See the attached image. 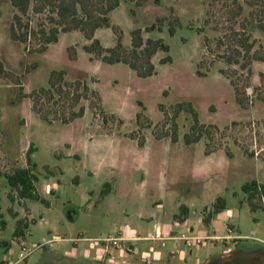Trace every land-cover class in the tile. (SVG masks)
Wrapping results in <instances>:
<instances>
[{"label":"rangeland","instance_id":"374dc122","mask_svg":"<svg viewBox=\"0 0 264 264\" xmlns=\"http://www.w3.org/2000/svg\"><path fill=\"white\" fill-rule=\"evenodd\" d=\"M237 1L242 5L241 14L229 22L235 9L230 0H119L108 16L125 47L130 46L133 29H140L144 40L161 39L168 46L167 52L157 50L152 55L154 73L138 77L127 64H107L86 53L83 46L89 41L76 30L61 32L44 52L35 51V42L11 40L8 27L14 8L10 0H0V66L5 70L0 72V222H4V226L0 223V264L16 260L22 246L36 244L41 246L20 264H47L63 254L81 261L83 249H90L93 239L113 236L114 226L125 223H140L147 234L152 223L160 221L164 229L172 230L168 234L179 233V222L173 216L178 210L169 199L159 209L138 201L129 187L139 185L145 175L150 183L160 176L180 183L195 174L196 167L207 164L202 160L204 150L218 148L231 151L232 157L217 172L204 171L203 184L212 186L224 200L231 215L227 222L250 237L236 243L238 264H264V246L259 242L264 240V202L255 199L256 208L251 210L241 190L246 181L264 180V84L260 78L264 62L253 61L248 71L226 65L215 54L216 39L230 25L240 29L243 23L256 40L254 48L264 45L260 27L264 15L259 11L251 14L255 8H263L264 0L257 7L248 0ZM47 15L31 13L32 25L49 27ZM153 24L154 29L146 30ZM95 37L105 47L116 42L110 27L98 28ZM204 38L213 54L207 52ZM71 48L74 59L69 58ZM166 56L170 60L161 62ZM54 70H63L67 81H85L97 91L101 109L92 108L90 100L82 98L74 107H84L82 117L69 123L41 119L31 108L30 94L47 87ZM222 70L233 77L237 92ZM180 103H189L199 123L216 129L208 126L209 134L186 146L184 135L194 118L186 106L176 113ZM46 109L61 112L51 103H46ZM64 113L68 115L69 109ZM165 136L169 138H155ZM29 147H33L29 159L35 190L44 202L17 198L3 176L27 166ZM10 195L15 196L13 201ZM73 210L77 213L71 219ZM137 212L154 216L146 221L138 219ZM11 213L28 220L23 235L17 238L13 237ZM188 215L189 225L196 228L199 214L191 210ZM150 243L137 244L145 249ZM179 244L184 246L183 241ZM185 248L202 249L199 258L209 257L210 262L228 256L232 249L220 240ZM90 250L93 264H107L104 255Z\"/></svg>","mask_w":264,"mask_h":264},{"label":"trees","instance_id":"16d2710c","mask_svg":"<svg viewBox=\"0 0 264 264\" xmlns=\"http://www.w3.org/2000/svg\"><path fill=\"white\" fill-rule=\"evenodd\" d=\"M235 9L231 10L227 20L234 21L242 11V5L237 0H230ZM261 0H248L249 5L253 7L260 6ZM264 2V1H263ZM11 6L14 8L8 32L11 40L18 41L23 44L36 43V52H44L51 43L58 40L61 32H70L73 30L81 32L87 41L83 46L86 53L91 54L93 57L101 60L107 64L124 63L127 64L132 70L135 71L138 77L151 76L155 67L151 61L152 55L157 50L168 51V46L163 43L161 39H143L140 29H133L130 32V46L125 47L121 42V33L119 29L112 25L108 13L119 5V0H10ZM260 10L255 8L251 14L264 15V3L261 5ZM260 13H257V12ZM47 12L46 19L49 21L50 26L46 27L44 24L39 27H34L31 23L30 14H40ZM176 20V19H175ZM240 29H235L230 25L229 30L222 36L216 39L215 51L216 57L222 60L226 65H238L241 69H247L253 61L264 62V45L259 44L258 48H254L256 40L251 38L249 33L245 31V25L241 23ZM101 27H110L115 35L116 42L111 47H105L101 44L99 39L95 37V31ZM264 30V24H260ZM155 25H151L146 30L154 29ZM170 33L174 32L170 28ZM204 45L207 52L213 54L212 47L209 40L204 38ZM71 50H73L71 48ZM75 51L69 53V58L74 59ZM170 56H166L161 62H167ZM0 72L5 73V70L0 66ZM222 72L230 78V82L236 89V83L233 77L226 71ZM65 72L63 70H54L51 72L48 86L41 87L34 90L30 94L32 100V110L39 115L41 119L47 122L52 120H60L62 123H69L72 120L82 117L84 107L79 106L74 110L82 98L90 100L92 108L101 109L100 97L97 91L91 89L85 81L75 80L67 81L64 78ZM260 78L264 84V73H260ZM241 101L242 99H238ZM46 103H51L52 106L58 105L61 112L57 110L49 111L46 109ZM186 106L192 114L194 121L188 133L184 135L185 142L199 141L204 134H209L207 127L213 125H204L199 123L197 116L192 106L189 103L177 104L176 113ZM69 109L68 115L64 113L65 109ZM49 113L53 116L49 117ZM171 138L176 140V136L172 135ZM142 144V142H139ZM214 149H207L206 153ZM32 147H29L26 152L27 166L15 168L11 173L4 174L7 185L11 190H14L16 197L19 199H32L44 202L43 198L35 190L34 182L36 180L34 174L31 172V163L29 153ZM227 154H230L227 151ZM241 190L245 193V198L251 210L256 208L254 203L255 199L262 201L264 198V183L250 180L241 185ZM11 201L15 196L10 195ZM225 208L224 200L218 197L212 205V210L205 217V221L212 213H219ZM11 211V209H10ZM12 214V213H11ZM1 216V214H0ZM14 217L15 215L12 214ZM33 221V220H32ZM1 226L4 222L1 220ZM27 218H19L15 220V228L13 237H20L23 235L24 229L27 228ZM264 252V249H262ZM217 262V263H216ZM237 253L235 249L226 257H219L211 262L205 264H238ZM256 264V263H255Z\"/></svg>","mask_w":264,"mask_h":264},{"label":"crops","instance_id":"0c3cea01","mask_svg":"<svg viewBox=\"0 0 264 264\" xmlns=\"http://www.w3.org/2000/svg\"><path fill=\"white\" fill-rule=\"evenodd\" d=\"M155 138L163 139L169 138V136ZM170 139L172 142H175L172 138ZM140 145H144V141ZM187 145L189 146L191 144H186V146ZM229 153L230 154H227V150L224 148H218L209 153H206V150H204L202 160L206 161L207 164L202 167H196L195 174L188 177V179L185 178L179 183L171 181L167 176H160L154 183H150L145 175L142 177L139 185L135 184L132 185V187H129V193L132 194L134 198L138 199V201L151 203L156 205L159 209L163 207L162 203L166 201V199H169L172 206L178 210V214H174L173 216L174 220L179 222V233L190 230L192 233L204 236L224 237L230 235L235 237L231 240H221L220 238L213 240V242L220 240L223 244H225V246L231 245L232 249L229 250L231 252L235 246H237L236 243L238 240L243 239L247 235L238 233L235 224L227 222L231 215L227 210H225V208L219 213H212L208 218V221H205V217L211 212L212 205L219 195L216 191L212 190V186H207L206 188L201 178L202 174L204 175V171H212L213 173V171L217 172L222 167V164L224 166V164L228 162L229 158L232 157L231 151H229ZM251 180L264 183V180L259 178H253ZM191 188L194 191H192ZM45 191H49L48 185L46 186ZM191 210H193L195 214H199L197 221L198 226L196 228L190 226L188 223V214ZM72 212V216H69L72 217L71 219L75 218L77 213L76 210H73ZM135 216L138 219L151 221L154 215L150 214L145 216L142 213L137 212ZM19 218L23 217H19L17 215L14 217V221ZM217 223H220L221 228ZM114 228L115 230L121 229L124 235L136 233L139 236H146L151 234L154 238L149 240L131 241L121 247L111 248L110 256L104 253L103 247H98L96 252L95 248L98 245H93L91 243L89 248L94 249V254L96 252L104 255L107 259V264H205L210 262L209 257L203 260L199 258V255L204 252L202 249L192 251L187 250L184 243V246H181L179 241L182 240L174 238L179 233L168 234L172 230L164 229L160 221L153 222L152 227L147 231V234H143V225L140 223H135L134 226L125 223L120 227L114 226ZM252 233H254V231H252ZM115 235H117L116 231ZM53 236L55 237L57 235L54 234ZM142 241L152 243L144 249L137 244ZM164 242H168L169 245H165ZM128 245L133 248L134 251L128 250ZM90 249H83L81 253L83 260L81 261L75 257L74 258L76 260H74L72 256L63 254L60 260H51L48 261L47 264H93V259L91 258L92 251ZM174 260H176L177 263L174 262Z\"/></svg>","mask_w":264,"mask_h":264},{"label":"built area","instance_id":"2783aa9c","mask_svg":"<svg viewBox=\"0 0 264 264\" xmlns=\"http://www.w3.org/2000/svg\"><path fill=\"white\" fill-rule=\"evenodd\" d=\"M262 201L264 202V198L262 199ZM116 233H117V235H115V236H106V237L93 239L92 244L98 245V246L101 244L102 245L101 247H103L104 253H106L110 256L111 255V248L121 247L124 244H127L128 242H131V241L146 240V239L149 240V239L154 238V236H152L151 234H148L146 236H139L136 233H130L128 235H124L122 233L121 229H116ZM54 238H58V237L55 236ZM174 238L182 240L183 243L185 244V246L191 247L194 243L204 245V244H206V242L208 240H217L219 238L221 240H227V239L230 240V239H233L235 237H232L230 235L224 236V237L204 236V235L192 233L190 230H186V231L179 233ZM244 238H250V237L246 236ZM76 240H79V239H76ZM259 242L262 243L264 246V240H259ZM50 243H52V241H50ZM40 246L41 245H37V244L33 245V247H30V248H26V247L22 246L20 248V251L17 255L16 260L10 261L6 264H20L32 252V250H34L35 248L40 247ZM127 247L129 250H133V248L129 247V245Z\"/></svg>","mask_w":264,"mask_h":264}]
</instances>
